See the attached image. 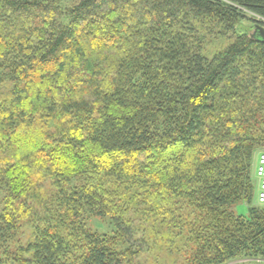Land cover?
<instances>
[{"label": "trees", "instance_id": "obj_1", "mask_svg": "<svg viewBox=\"0 0 264 264\" xmlns=\"http://www.w3.org/2000/svg\"><path fill=\"white\" fill-rule=\"evenodd\" d=\"M263 21L264 0H0V264H139L155 232L183 264L264 260Z\"/></svg>", "mask_w": 264, "mask_h": 264}, {"label": "rangeland", "instance_id": "obj_2", "mask_svg": "<svg viewBox=\"0 0 264 264\" xmlns=\"http://www.w3.org/2000/svg\"><path fill=\"white\" fill-rule=\"evenodd\" d=\"M226 45L227 43L225 42L207 45L203 49L202 54H204L208 58H211L214 52L225 48ZM252 173L254 174V167ZM253 203L254 205H256L255 195ZM246 206L247 205L244 203L236 205L234 207V213L236 215H246L248 208V206ZM98 224L99 223L97 221H93L92 223V225H94L96 229L106 230V232L111 231L106 223H102L99 225ZM22 231L24 233L28 232L27 229H23ZM155 233L157 235H155L153 238L147 237V234H145L144 236H142L141 233L139 234V236L138 234H135V239L141 240L139 244L142 245V252L137 258L139 264H183L186 262L185 259L188 257L190 252V248H187V242H182L180 239H173L168 241L162 240L160 239V232ZM20 236H22V234ZM142 237L143 240L141 239ZM226 264H264V260L252 261L249 259H235Z\"/></svg>", "mask_w": 264, "mask_h": 264}, {"label": "built area", "instance_id": "obj_3", "mask_svg": "<svg viewBox=\"0 0 264 264\" xmlns=\"http://www.w3.org/2000/svg\"><path fill=\"white\" fill-rule=\"evenodd\" d=\"M254 179L256 181L255 201L258 205L264 206V152L256 156Z\"/></svg>", "mask_w": 264, "mask_h": 264}, {"label": "water", "instance_id": "obj_4", "mask_svg": "<svg viewBox=\"0 0 264 264\" xmlns=\"http://www.w3.org/2000/svg\"><path fill=\"white\" fill-rule=\"evenodd\" d=\"M252 37H256L264 44V27L260 24H254L253 32L251 33Z\"/></svg>", "mask_w": 264, "mask_h": 264}]
</instances>
